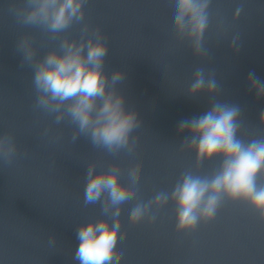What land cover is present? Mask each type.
<instances>
[{"label": "clouds", "instance_id": "9594fccd", "mask_svg": "<svg viewBox=\"0 0 264 264\" xmlns=\"http://www.w3.org/2000/svg\"><path fill=\"white\" fill-rule=\"evenodd\" d=\"M87 0H25L14 7L16 19L24 26L36 27L58 41V49L49 50L37 57L33 40L25 35L17 45L22 63L33 68L32 83L36 92L35 109L54 115V123L66 118L76 126L72 134L75 142L87 137L93 147L109 155L122 150L132 153L136 138L132 133L141 120L134 109H128L126 98L117 85L126 80L123 70L111 76L105 71L108 45L99 28L90 29L83 24L79 41L70 39L67 31L74 23L84 21ZM212 0H174L173 29L177 39L186 40L195 55L206 56L205 35L213 23L210 13ZM243 12L240 4L233 15V23ZM219 31H225V21H217ZM239 34L232 36L230 47L238 51ZM247 83L256 97L264 98V80L249 72ZM221 85L214 69L196 67L188 90L189 97L206 94L210 98L208 110L178 123V132L185 134L181 150L195 152V164L200 166L216 158L220 167L211 176H200L185 171L177 181L171 195L159 192L153 200L144 203L137 187L142 175V163L137 162L127 170V182L121 180V168L112 164L97 170L95 161L86 170L84 204H99L104 216L112 217L81 223L77 228L79 241L74 259L79 264H119L123 251L117 247L121 238L122 206L133 199L137 202L130 211L133 225L149 216L153 206L159 208L169 202L176 207V231H193L199 222L211 221L223 200L247 203L264 222V136L246 140L242 109L234 103L217 97ZM259 122L264 127V109ZM47 129L45 133H47ZM17 145L11 134L0 135V160L11 165L17 156ZM124 236H127L125 231ZM55 236L49 244L55 243ZM137 264H143L137 257Z\"/></svg>", "mask_w": 264, "mask_h": 264}]
</instances>
